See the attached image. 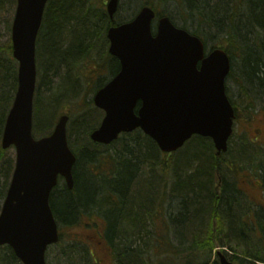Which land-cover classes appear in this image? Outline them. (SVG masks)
I'll use <instances>...</instances> for the list:
<instances>
[{"label": "trees", "instance_id": "obj_1", "mask_svg": "<svg viewBox=\"0 0 264 264\" xmlns=\"http://www.w3.org/2000/svg\"><path fill=\"white\" fill-rule=\"evenodd\" d=\"M181 1L187 16L200 23L201 29H193L194 35L201 36L199 31H204L208 40L213 30L216 44L222 46L229 38L242 40L239 77L245 81V90L264 107V0ZM14 4L15 0H0V18L7 6ZM145 5L155 7L150 0ZM216 5L221 9L215 11ZM126 20L119 17L116 23ZM110 25L94 0L48 1L36 40L35 137L51 133L60 97L80 87L77 77L70 78L69 74L74 61L89 60L91 48L100 39L106 49L105 31ZM10 27L8 21V33ZM6 39V44L0 45V140L5 114L17 88V64L12 58L10 37L6 35ZM105 49L103 46L104 56ZM65 69L66 74H61ZM110 69L114 75L119 66L112 62ZM105 82L100 81L96 88ZM41 84L46 85L47 92L39 98ZM92 113H84L77 129L71 126L68 130L69 145L77 157L74 186L69 191L64 184L58 185L49 202L60 228L78 225L82 215L101 216L106 220L102 239L114 264H162L164 260L169 264H219L218 251L230 252L225 254L237 264H264V149L254 146L245 136L237 137L239 145H243L241 149L232 148L216 157L210 139L193 137L173 154L166 165L170 171L162 174L159 167L164 165L156 144L135 131L121 135L109 169L110 179H100L87 167L99 169L93 154L96 150L89 153V135L100 121ZM6 153L0 147V205L14 166ZM167 181L171 183L169 188ZM251 189L259 195L254 196ZM60 237L57 254L66 264H92L85 243L77 238L64 242L62 234ZM0 264L20 263L4 246L0 247Z\"/></svg>", "mask_w": 264, "mask_h": 264}, {"label": "water", "instance_id": "obj_2", "mask_svg": "<svg viewBox=\"0 0 264 264\" xmlns=\"http://www.w3.org/2000/svg\"><path fill=\"white\" fill-rule=\"evenodd\" d=\"M47 1L16 0L11 26L17 91L1 147L13 145L16 158L0 211V247H10L22 264H45L47 247L59 241L50 193L59 176L69 191L74 185L68 117L59 118L51 135L38 140L32 135L36 38ZM117 3L107 2L111 21ZM153 18L152 9L143 7L133 21L108 30V52L118 59L120 71L93 97L105 116L91 140L108 145L120 133L140 129L163 153L177 151L192 136L210 138L217 154L225 152L234 120L224 84L227 55L215 50L204 58L201 41L175 28L168 17L158 20L153 36ZM218 257L220 264H232L222 254Z\"/></svg>", "mask_w": 264, "mask_h": 264}, {"label": "rangeland", "instance_id": "obj_3", "mask_svg": "<svg viewBox=\"0 0 264 264\" xmlns=\"http://www.w3.org/2000/svg\"><path fill=\"white\" fill-rule=\"evenodd\" d=\"M147 1H149V0H119L120 9L118 11V16L119 17H128L129 13H133V12L136 13L137 10L140 8L141 3L147 2ZM150 1L153 2L155 7L159 11H164L165 13H168L170 16H172L175 23H177L179 26H186L187 25L190 28L189 29L186 26L189 30L199 29L198 25L200 26V23H198V21L192 20L190 18L185 19V17H184L185 16L184 15L185 6L181 3L180 0H150ZM106 2H107V0H94L95 5L99 6L102 9L103 8L105 9ZM14 11H15V4L7 6L5 13L4 14L1 13V18H0V45L1 46H4V44H6V42H7L6 35L8 37H10V33H8L6 31V25H7L8 21H10V23L12 22V19L14 16ZM262 35L263 34H261V36ZM210 39L213 40V38H210ZM209 43H210V41H209ZM240 43H242L241 40H240ZM89 54H91V56L93 58H90L88 61H84V62L79 60L80 62L78 64V66L74 67L72 69V71L69 73L71 76L70 78H73L74 76L77 77L78 73H82V75L77 77L78 80H77V78H75L76 81H78V83H80L81 88H78V89L75 88L76 90L73 93L66 95V96H63V97H60L61 100L58 103L57 107L55 108L56 109L55 115L52 119V123H51L52 128L54 127V124H55L59 115L67 114L70 117L72 116V118H73V121H70L68 128H71V126H72V127H74V129H77L78 123H79L82 115L86 112H89V110H94V107L92 106L90 100L93 96L92 90H93V86L95 83V75L92 74L91 72H93V70H94V65H95L94 61L96 59H97L96 61H99V57H101L100 55H102V49H100L98 52L92 51ZM239 61L240 60H238V59H236L234 61L235 73L238 71L237 67L240 66ZM89 69L91 70V72L89 71ZM66 72H67V70L65 69V70H62L60 73L65 75ZM37 87H38V81L36 83V88ZM76 87H77V82H76ZM227 87L230 88V90L234 93V95H236L235 93L238 92L235 81L232 82L231 79L227 82ZM46 92H47L46 85L41 84L39 86V93H38L39 98L43 97V95L46 94ZM236 100H237V104H238L239 101H238V99H236ZM238 108L240 111L239 123L237 121L236 123H234V126H233V133L236 135L232 138L233 148L237 147L236 144L240 143L237 136H240L242 132L247 133L251 139L252 136L257 135L256 130H262L261 136L264 137V119L259 120V122H257L256 124H254V122H252V127L246 128V124L244 123V117H245L246 113H245V111H243V105L240 102L238 104ZM257 118L260 119V117H257ZM258 137H260V136H258ZM115 149L116 148L108 149V150H106V152H103V154L107 155L108 153L113 152ZM6 152H7L6 156L8 158H11L12 160H14V158H15L14 148L12 147V148L6 150ZM163 159L167 160V162L169 163L173 159V156H171V157L163 156ZM173 162H171V164H173ZM111 163L112 162H110L108 160H101L100 161V164L102 166L99 169L100 171L97 172V176L100 179L108 180L110 178L109 173H108L109 169H107V168L109 167V165ZM171 174H172V172H171ZM172 177H173V175H172ZM171 179L172 178H170L168 181H170ZM168 181L165 184L167 188H169L171 186V183ZM158 184H159V182H158ZM0 185H1V182H0ZM251 193L254 196L259 195V192L256 190L251 189ZM101 229H102V223L99 220H96V218H93L92 221H90L88 224H86V222L83 219L81 226H76V227L71 228V229H69L68 227H66V228L63 227L61 229V231L63 233V241L64 242L70 241V239L75 238L74 236H76L77 238H80L82 240H84L83 238H86L84 242L89 246L91 255L93 257L92 260H93L94 264H113V259L110 255L109 251L104 250V248L107 249L105 242L102 240H101L102 243H96L95 242V240L99 241V238H97L96 236H98L97 232H100ZM91 234H94L95 237H92V236H91L92 238L87 237L88 235H91ZM94 238H96V239H94ZM48 253L47 254H48L49 264H66L65 259L59 258L58 254H57L58 251H55V249L53 250V247H52V249H50L48 251ZM162 264H169V263L164 260V261H162Z\"/></svg>", "mask_w": 264, "mask_h": 264}, {"label": "bare ground", "instance_id": "obj_4", "mask_svg": "<svg viewBox=\"0 0 264 264\" xmlns=\"http://www.w3.org/2000/svg\"><path fill=\"white\" fill-rule=\"evenodd\" d=\"M181 1V0H180ZM257 1V0H256ZM107 2H108V0H107ZM106 2V3H107ZM146 2H143V3H141V6H140V8L137 10V12L136 13H129V16L128 17H125V18H127V20L125 21V23H128V22H131V21H133L135 18H136V16L138 15V13L140 12V10L144 7V4H145ZM181 3L183 4V2L181 1ZM209 3H210V0H209ZM106 5L107 4H105V9L103 8V10H104V12H105V14H106V16L108 17V14H107V10H106ZM184 5V4H183ZM185 6V5H184ZM217 9L215 10V11H218V8L219 9H221L220 7H219V5L217 6H215ZM119 9H120V5H119V0H118V3H117V10H116V12H115V14H114V16H118V11H119ZM152 11L154 12V18H153V20H152V22H151V33H152V35L153 36H155V34H156V28H157V24H155V20L161 15V14H163V13H165L164 11H159L156 7H154V8H152ZM86 15H91V13L88 11V13L86 12ZM184 17H185V19H188V18H190V17H188L187 16V13H186V7H185V11H184ZM169 18V20H170V22H171V24L175 27V28H178V29H181V30H184V31H186L188 34H190L191 36H194V37H196V38H198L200 41H201V43H202V45H203V56H204V58H206V57H208L213 51H215V50H220V51H222V52H224L226 55H227V57H228V60H229V72H228V74H227V76L224 78V84H225V93H226V96H227V98H228V100H231V101H233V102H236L237 103V100L236 99H238V101L241 103V104H243V105H245L246 107H249V108H255L256 106H258L260 103H258L257 102V100L252 96V94H249L248 92V90H245V81L241 78V77H239L240 75H239V71L241 70V65H242V50H241V43H240V38L238 37V38H232V39H228L226 42H224V45L222 46V44L220 43V44H216V43H218V42H216L217 40H214V38H215V34H214V32H213V30L211 31V36H209L208 37V40H205V36H204V31H199V33H201V36H196V35H194L193 33H192V31H194L193 29L192 30H189L186 26H179L177 23H175V21H174V19H173V17L172 16H169L168 17ZM108 19H109V21L111 22V20H110V18L108 17ZM192 20H194V19H192ZM194 24V23H193ZM113 26H115L112 22H111V25L106 29V31H105V38H106V49H105V42H104V40L103 39H100L97 43H96V45H95V47L94 48H91V50H90V52H92V51H95V52H98L100 49H102L103 48V46H104V49H105V52H106V56H104V55H100L101 57H100V64H101V66L103 67V68H105L106 69V74H105V76H104V78L103 79H105L104 81H108V80H110L111 78H113L119 71H120V63H119V61H118V59L117 58H115V57H113V56H111L110 54H109V52H108V48H109V45H110V41H109V39L107 38V32H108V30L111 28V27H113ZM212 32H213V34H212ZM97 38H99V34H98V36H96ZM210 38H213V40H211ZM227 39V38H226ZM237 39V40H236ZM209 41H210V43H209ZM242 41V40H241ZM243 44V43H242ZM239 53V54H238ZM240 56V57H239ZM105 57V58H104ZM236 59H238V60H240L239 61V64H240V66L239 67H237L238 68V71L235 73V68H234V61L236 60ZM79 58L77 59V60H75L74 61V63H75V66L74 67H77L78 66V64H79ZM117 63L118 64V66H119V69H118V71L114 74V75H111V69H110V66H111V63ZM73 67V68H74ZM198 68H199V65H198ZM231 79V81L232 82H234L235 81V83H236V87H237V89H238V92L237 93H235L236 95H234V93L230 90V88H228L227 87V82L229 81ZM238 102V103H239ZM233 141H229L228 143H227V150L225 151V152H220L219 154H217V151L215 150V155H216V157H219V156H221V155H224V154H226L230 149H232L233 148V143H232ZM244 145H247V146H249L248 144H246V143H243ZM236 146L237 147H235V148H239L240 147V149H241V147L243 146V145H239V144H236ZM246 147V146H245ZM184 148V146H182L180 149H178L177 150V152L178 151H180V150H182ZM249 149L250 150H252V148H250L249 147ZM252 151H254V150H252ZM242 153V155L243 154H246V153H244V152H241ZM240 153V154H241ZM254 153L256 154L257 152L256 151H254ZM243 157H247V155H243ZM243 185L244 186H246L247 185V182H245V181H243ZM164 224H165V226H167L168 225V221H166V222H164ZM171 231V230H170ZM170 236L171 237H173V233L171 232L170 233Z\"/></svg>", "mask_w": 264, "mask_h": 264}, {"label": "flooded vegetation", "instance_id": "obj_5", "mask_svg": "<svg viewBox=\"0 0 264 264\" xmlns=\"http://www.w3.org/2000/svg\"><path fill=\"white\" fill-rule=\"evenodd\" d=\"M258 132H260V131H258ZM102 220H103V218H102ZM103 221H104V222H106V220H105V219H104Z\"/></svg>", "mask_w": 264, "mask_h": 264}]
</instances>
